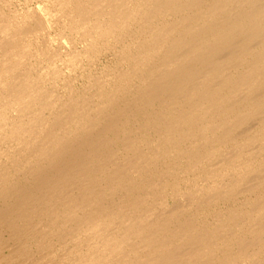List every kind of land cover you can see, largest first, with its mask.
Masks as SVG:
<instances>
[{
	"label": "bare ground",
	"instance_id": "6f19581e",
	"mask_svg": "<svg viewBox=\"0 0 264 264\" xmlns=\"http://www.w3.org/2000/svg\"><path fill=\"white\" fill-rule=\"evenodd\" d=\"M0 264H264V0H0Z\"/></svg>",
	"mask_w": 264,
	"mask_h": 264
}]
</instances>
